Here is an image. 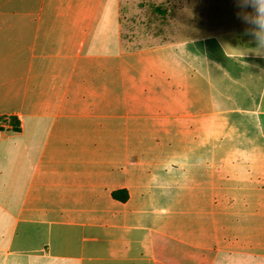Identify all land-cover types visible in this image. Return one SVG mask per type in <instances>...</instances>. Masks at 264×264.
I'll list each match as a JSON object with an SVG mask.
<instances>
[{
	"label": "crops",
	"instance_id": "0c3cea01",
	"mask_svg": "<svg viewBox=\"0 0 264 264\" xmlns=\"http://www.w3.org/2000/svg\"><path fill=\"white\" fill-rule=\"evenodd\" d=\"M0 8V264H264L255 43L127 48L121 0Z\"/></svg>",
	"mask_w": 264,
	"mask_h": 264
},
{
	"label": "rangeland",
	"instance_id": "374dc122",
	"mask_svg": "<svg viewBox=\"0 0 264 264\" xmlns=\"http://www.w3.org/2000/svg\"><path fill=\"white\" fill-rule=\"evenodd\" d=\"M239 11L237 0H121L124 41L127 48H142L187 38L241 33L244 40L255 43L246 34L249 25L238 18ZM0 14H7V8H0Z\"/></svg>",
	"mask_w": 264,
	"mask_h": 264
},
{
	"label": "clouds",
	"instance_id": "9594fccd",
	"mask_svg": "<svg viewBox=\"0 0 264 264\" xmlns=\"http://www.w3.org/2000/svg\"><path fill=\"white\" fill-rule=\"evenodd\" d=\"M237 7L240 9L238 18L249 25L246 34L253 37L256 45L246 51L264 57V0H237ZM249 7L252 12L245 11Z\"/></svg>",
	"mask_w": 264,
	"mask_h": 264
},
{
	"label": "trees",
	"instance_id": "16d2710c",
	"mask_svg": "<svg viewBox=\"0 0 264 264\" xmlns=\"http://www.w3.org/2000/svg\"><path fill=\"white\" fill-rule=\"evenodd\" d=\"M12 123L14 124L15 129L17 130L18 126L14 119H12ZM112 196L114 199L119 201H126L128 199V194L126 193V191H115L113 192Z\"/></svg>",
	"mask_w": 264,
	"mask_h": 264
},
{
	"label": "built area",
	"instance_id": "2783aa9c",
	"mask_svg": "<svg viewBox=\"0 0 264 264\" xmlns=\"http://www.w3.org/2000/svg\"><path fill=\"white\" fill-rule=\"evenodd\" d=\"M12 121V120H11Z\"/></svg>",
	"mask_w": 264,
	"mask_h": 264
}]
</instances>
